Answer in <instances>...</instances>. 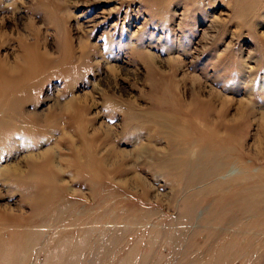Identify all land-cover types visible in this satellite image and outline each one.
Returning a JSON list of instances; mask_svg holds the SVG:
<instances>
[{
  "label": "rangeland",
  "instance_id": "obj_1",
  "mask_svg": "<svg viewBox=\"0 0 264 264\" xmlns=\"http://www.w3.org/2000/svg\"><path fill=\"white\" fill-rule=\"evenodd\" d=\"M0 264H264V0H0Z\"/></svg>",
  "mask_w": 264,
  "mask_h": 264
},
{
  "label": "bare ground",
  "instance_id": "obj_2",
  "mask_svg": "<svg viewBox=\"0 0 264 264\" xmlns=\"http://www.w3.org/2000/svg\"><path fill=\"white\" fill-rule=\"evenodd\" d=\"M199 84V83H198ZM243 103L244 102H239V107H243L244 105H243ZM240 110V109H239ZM262 120V119H261Z\"/></svg>",
  "mask_w": 264,
  "mask_h": 264
}]
</instances>
